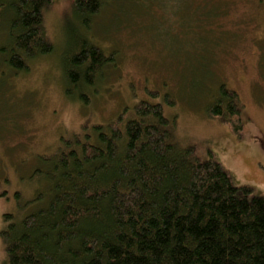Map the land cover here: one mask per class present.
Wrapping results in <instances>:
<instances>
[{
  "label": "trees",
  "instance_id": "1",
  "mask_svg": "<svg viewBox=\"0 0 264 264\" xmlns=\"http://www.w3.org/2000/svg\"><path fill=\"white\" fill-rule=\"evenodd\" d=\"M107 1L75 0L84 28ZM50 2L0 0L1 79L4 66L17 76L53 52L43 33ZM113 57L77 42L65 60L66 96L90 105ZM220 93L209 113L239 132V96L224 85ZM174 123L161 104L139 101L42 156L26 214L3 216L2 264H264V196L235 185L214 157L182 148Z\"/></svg>",
  "mask_w": 264,
  "mask_h": 264
},
{
  "label": "rangeland",
  "instance_id": "2",
  "mask_svg": "<svg viewBox=\"0 0 264 264\" xmlns=\"http://www.w3.org/2000/svg\"><path fill=\"white\" fill-rule=\"evenodd\" d=\"M108 1L86 29L75 0H51L43 33L53 52L17 76L4 66L0 233L5 214L21 218L31 206L41 185L34 172L42 156L85 131L92 135L94 125L108 124L144 100L161 104L176 122L174 138L182 148L191 147L202 161L214 157L235 185L264 196V0ZM82 40L114 54L89 92L90 105L77 92L65 93L66 56ZM222 85L239 96V132L209 113ZM4 259L0 234V264Z\"/></svg>",
  "mask_w": 264,
  "mask_h": 264
}]
</instances>
